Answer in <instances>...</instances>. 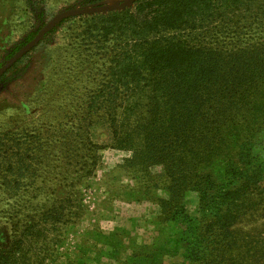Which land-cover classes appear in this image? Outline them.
Masks as SVG:
<instances>
[{"label": "rangeland", "instance_id": "obj_1", "mask_svg": "<svg viewBox=\"0 0 264 264\" xmlns=\"http://www.w3.org/2000/svg\"><path fill=\"white\" fill-rule=\"evenodd\" d=\"M28 1L0 0V66L62 11L133 4L43 0L31 6ZM91 14L96 13L56 18L35 46L0 76V248L16 246V260L23 264H194L186 255L191 244L201 245L203 229L188 230L186 217H201V207L210 209L220 198L221 186L233 189L239 180L207 167L218 186L174 191L183 214L174 217L171 203L163 202L170 185L163 163L142 162L136 155L147 154L148 138L169 128L170 102L149 87L133 94L108 86L106 49L87 44L80 35ZM220 18L204 22L189 39L220 50L226 68H250L248 57L264 42V0ZM218 99L212 96L214 104ZM218 125L192 123L186 132L194 142L183 148L196 147L198 139L214 130H227ZM170 136L151 143L160 151L175 150ZM252 141L255 147L248 149L247 144L241 153L223 151L237 154L233 164L239 156L248 160L237 162L239 171L259 170L258 184L264 190V129ZM246 151L251 157L245 159ZM259 192L245 195L252 203L235 225L248 243L239 242L241 248L230 255L249 248L246 255L252 258L244 264H257L255 251L262 250L264 210L261 203L254 204L257 194L264 198V191ZM263 257L259 264H264Z\"/></svg>", "mask_w": 264, "mask_h": 264}, {"label": "trees", "instance_id": "obj_2", "mask_svg": "<svg viewBox=\"0 0 264 264\" xmlns=\"http://www.w3.org/2000/svg\"><path fill=\"white\" fill-rule=\"evenodd\" d=\"M35 1L29 0L28 4L32 6L43 0ZM104 1L87 0L85 4ZM258 1L134 0L131 6L89 15L80 30L87 44L106 49L105 82L108 86L133 94L149 87L153 91L159 90L170 102L169 128L153 139L148 138L149 143L144 149L148 155H136L142 162L156 159L163 163L165 174L170 178L169 198L163 202L171 203L174 217L183 215L178 213L174 191L201 185L209 189L218 186L212 180L214 172L207 171V167L223 170L239 180L233 189L221 186L224 191L220 198L214 200L215 205L210 209L201 207V217H186L188 230L203 229L201 245L192 247L191 244L186 255L194 264H244V260L252 258L246 255L249 248L238 251L237 256L230 253L241 248L239 242L248 243L235 225L252 203L245 195L264 191L258 184L260 171L254 168L239 171L238 163L248 160L239 156L233 164L237 154L223 150L237 149L241 153V148L247 144L248 149H252L256 145L252 137L257 130L264 129V53L259 51L264 50V42L257 45L254 56L248 57L250 68H226L218 56L220 50L194 43L188 36L190 32L198 31L204 22L223 21L220 17L241 12ZM256 22L261 23L259 18ZM32 37H27L22 45ZM212 96H219L216 104ZM201 120L208 124L215 121L219 124L216 128L225 126L227 130H214L212 135L198 139L196 147L183 148L194 142L193 134L186 132L192 128L187 127ZM170 134L171 146L177 145V149L160 151L154 148L152 140L163 142ZM250 153L243 154L245 159L251 157ZM257 195L254 204L261 203L264 210V198ZM207 214L208 220L205 219ZM260 241H263L262 247L259 246L262 252L256 250L255 256L259 259L254 258L257 264L264 255V237ZM15 247L0 248V264H23L22 260H16L15 253L19 249ZM255 247L256 244L252 246Z\"/></svg>", "mask_w": 264, "mask_h": 264}, {"label": "water", "instance_id": "obj_3", "mask_svg": "<svg viewBox=\"0 0 264 264\" xmlns=\"http://www.w3.org/2000/svg\"><path fill=\"white\" fill-rule=\"evenodd\" d=\"M133 1L134 0H130L129 2ZM110 9L111 8H109L107 5L98 4L89 6L87 8L69 9L58 13L44 25L39 33L35 34L0 66V76H2L20 57H22L25 53H27L31 48L35 46V44L40 40L43 34L49 29V27H51L53 21L56 18L62 17L66 14L79 15L83 13H105Z\"/></svg>", "mask_w": 264, "mask_h": 264}]
</instances>
